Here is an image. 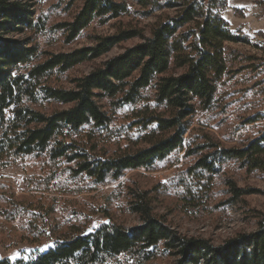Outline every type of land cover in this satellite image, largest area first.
Instances as JSON below:
<instances>
[{"label":"trees","instance_id":"obj_1","mask_svg":"<svg viewBox=\"0 0 264 264\" xmlns=\"http://www.w3.org/2000/svg\"><path fill=\"white\" fill-rule=\"evenodd\" d=\"M129 3L146 12L137 13L144 16L165 10L173 14L160 16L147 37L134 28L118 29L70 52L39 51L0 38L1 164L17 157H42L69 165L72 177L84 176L102 184L108 178L119 179L126 171L149 170L182 148L185 120L194 113L193 99L202 109L211 105L216 84L228 70L225 46L238 43L243 36L231 33L219 16L225 0H81L71 19L53 29L71 42L95 20L103 24L131 14ZM21 26L32 29L22 6L0 0V32H20ZM134 38L140 42L89 73L69 79L70 88L55 85L71 69ZM147 88L153 90L154 104L162 108V112L154 110L137 118L142 126H155L148 146L110 157L97 152L92 135L105 132L110 122L98 101L122 107L134 103ZM43 104L63 108L45 112ZM186 153L197 156L186 170L191 185L184 191V202L194 207L210 194V177L221 172L223 163L234 161L249 172H264V131L239 148H220L208 139L197 145L188 143ZM225 184L233 199L251 194L231 179ZM128 198L138 226L127 231L103 224L99 231L66 238L28 262L0 260V264H117V257L128 254L135 256L137 264H147L159 254L172 257V264H264V213L255 231L213 245L179 234L154 214L148 191L131 189Z\"/></svg>","mask_w":264,"mask_h":264},{"label":"rangeland","instance_id":"obj_2","mask_svg":"<svg viewBox=\"0 0 264 264\" xmlns=\"http://www.w3.org/2000/svg\"><path fill=\"white\" fill-rule=\"evenodd\" d=\"M9 1L22 6L32 29L21 26L20 32H0V38L53 53L93 45L96 39L112 35L118 29L134 28L147 37L160 16L173 14L165 10L144 16L137 13L146 12L129 3L131 14L103 24L95 20L67 43L53 27L69 21L81 6V0ZM219 16L229 31L239 32L243 40L225 46L228 70L216 84L211 105L202 109L193 99L194 113L185 120L182 148L153 168L126 171L119 179L108 178L95 184L84 176L72 177L67 170L69 165L62 161L48 162L34 156L12 158L4 164L0 161V260L28 262L66 238L87 230L99 231L103 224H114L127 231L138 226L139 219L128 208L131 189L148 191L153 198L154 214L183 236L200 237L220 245L239 233L255 231L258 217L264 213V172H249L237 162L227 161L218 175L210 177L208 197L200 199L194 207L184 202L185 187L191 185L186 170L197 159L186 153L188 143L197 145L211 139L220 148H239L264 131V0H225ZM139 42L140 39L134 38L119 44L100 58L71 69L55 85L70 88L69 79L89 73ZM98 105L110 122L105 132L92 135L97 152L110 157L148 146L155 126H142L137 118L154 110L162 112L154 104L151 88L141 90L139 98L129 105L115 108L105 99L99 100ZM55 108L63 106L43 104L41 110L50 112ZM206 177L209 176L204 174ZM226 179L251 194L233 199ZM115 261L137 264L130 254L120 255ZM172 261L168 254H159L147 264H172Z\"/></svg>","mask_w":264,"mask_h":264},{"label":"water","instance_id":"obj_3","mask_svg":"<svg viewBox=\"0 0 264 264\" xmlns=\"http://www.w3.org/2000/svg\"><path fill=\"white\" fill-rule=\"evenodd\" d=\"M93 231H91V230H87L85 233H84V235L85 236H87V235H89L90 233H92Z\"/></svg>","mask_w":264,"mask_h":264}]
</instances>
